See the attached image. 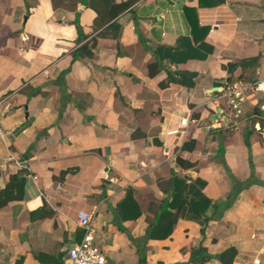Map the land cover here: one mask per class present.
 <instances>
[{
    "label": "crops",
    "instance_id": "obj_1",
    "mask_svg": "<svg viewBox=\"0 0 264 264\" xmlns=\"http://www.w3.org/2000/svg\"><path fill=\"white\" fill-rule=\"evenodd\" d=\"M94 18L0 0V190L24 179L0 208V264H63L80 211L109 264H222L229 249L228 264H264V93L238 118L217 93L264 80V0H137L86 56ZM127 190L140 216L122 221ZM161 211L172 233L147 239Z\"/></svg>",
    "mask_w": 264,
    "mask_h": 264
},
{
    "label": "trees",
    "instance_id": "obj_2",
    "mask_svg": "<svg viewBox=\"0 0 264 264\" xmlns=\"http://www.w3.org/2000/svg\"><path fill=\"white\" fill-rule=\"evenodd\" d=\"M137 0H126L115 4L114 0H51L54 9L62 8L65 10L74 11L77 5L90 8L95 13L93 21V30L97 32L92 36L86 44L82 46L80 51L85 53L86 56L91 55V50L95 46L97 38L118 37L120 26L115 22L116 17L126 10L132 3ZM79 30V28H78ZM80 37L81 34L79 33ZM185 143L182 149L189 150L192 146ZM176 163H181L179 158H176ZM24 179L20 175H12L5 187L0 190V208L4 207L8 202L19 200L23 194ZM117 214L122 221L135 220L140 216V210L136 201L132 197L130 190L126 191L124 199L117 205ZM176 215L167 211H161L157 214L156 222L150 226L146 232L147 239L163 240L170 236L172 227L176 222ZM232 254L229 249L218 256L222 264L226 263L224 257ZM37 260L41 262L40 256H36ZM138 264H146L145 258L139 259ZM161 264V263H158Z\"/></svg>",
    "mask_w": 264,
    "mask_h": 264
},
{
    "label": "built area",
    "instance_id": "obj_3",
    "mask_svg": "<svg viewBox=\"0 0 264 264\" xmlns=\"http://www.w3.org/2000/svg\"><path fill=\"white\" fill-rule=\"evenodd\" d=\"M249 92L264 93V80L256 83L235 82L225 85L217 91L220 98L226 102L228 114L233 118L239 117L238 105ZM260 108L263 110L264 106L262 105ZM188 122V118H181L177 127H186ZM206 129L209 130V127L206 126ZM177 132L178 130L176 129L170 133ZM93 218L94 213L92 212H78L77 225L82 230V237L79 242L67 250L63 264H109L102 247L104 240L99 238ZM249 264H259V259L254 257Z\"/></svg>",
    "mask_w": 264,
    "mask_h": 264
},
{
    "label": "water",
    "instance_id": "obj_4",
    "mask_svg": "<svg viewBox=\"0 0 264 264\" xmlns=\"http://www.w3.org/2000/svg\"><path fill=\"white\" fill-rule=\"evenodd\" d=\"M216 117H217V115H216V116H214V117H213V119H215Z\"/></svg>",
    "mask_w": 264,
    "mask_h": 264
}]
</instances>
